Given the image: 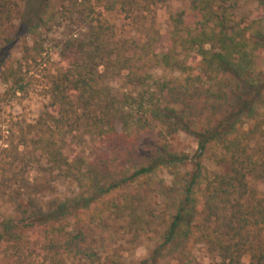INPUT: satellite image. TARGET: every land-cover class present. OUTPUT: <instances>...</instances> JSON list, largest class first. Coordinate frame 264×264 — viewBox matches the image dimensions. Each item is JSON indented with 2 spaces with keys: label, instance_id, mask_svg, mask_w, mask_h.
<instances>
[{
  "label": "trees",
  "instance_id": "trees-1",
  "mask_svg": "<svg viewBox=\"0 0 264 264\" xmlns=\"http://www.w3.org/2000/svg\"><path fill=\"white\" fill-rule=\"evenodd\" d=\"M187 1L169 17L166 50L158 36L125 49L114 39L103 12L130 13L140 0H31L18 12L23 34L42 41L55 28L68 33L51 45L43 110L6 130L0 172L21 146L40 152L49 173L72 179L76 190L38 208L12 199L17 219L0 218V245L17 260L86 261L98 255L87 233L115 221L133 240L152 242L136 264H197L196 244L215 264H264V195L249 186V178L264 179V0H245L263 13L249 21L236 18L240 0ZM30 12L34 21L24 18ZM9 15L0 0V16ZM42 44L34 49L41 57ZM0 68L4 81L21 79L9 57ZM157 68L178 75L156 76ZM180 131L196 141L192 156L172 145ZM210 152L221 171L202 163Z\"/></svg>",
  "mask_w": 264,
  "mask_h": 264
},
{
  "label": "rangeland",
  "instance_id": "rangeland-1",
  "mask_svg": "<svg viewBox=\"0 0 264 264\" xmlns=\"http://www.w3.org/2000/svg\"><path fill=\"white\" fill-rule=\"evenodd\" d=\"M140 4L130 13L119 9L104 11L103 17L113 25L114 39L123 48L130 47L131 43L144 41L148 36H158L160 42L157 46L166 50L170 46V15L179 10L188 8L187 0H140ZM31 0H8L10 7L9 16H0V58L9 57L13 68H20L21 79L9 78L4 81L0 68V148L3 147V139L6 130L11 127L12 121L23 119L26 122H34L47 103L45 84L53 74L56 59L51 54V45L63 38L68 29L55 28L48 34L44 32L43 40L40 37L23 34L17 30L16 18L20 10H26ZM28 8V7H27ZM263 13L257 8L254 1L240 0V7L236 11V18L245 17L248 21L259 17ZM35 16L30 12L24 18ZM25 18V19H26ZM23 27L19 25V29ZM13 41V43H11ZM45 56L38 55L34 49L41 50ZM156 46V48H157ZM122 47V46H121ZM35 60H33V58ZM264 65V52H262ZM156 76L173 77L177 72L163 71L160 68L153 70ZM123 79H115L112 84L119 90ZM22 85L23 89H19ZM172 145L176 149L183 150L192 156L197 151L194 137L185 132H178L172 137ZM148 143V142H147ZM146 143V144H147ZM31 151V152H30ZM220 153V151L218 152ZM218 154H215L217 156ZM213 152L204 155L201 159L205 167L210 171H221L222 166L215 160ZM6 172H0V218L14 217L17 212L12 199H21L24 202H33L38 208L53 198L70 196L75 190V184L70 178L58 177L55 173H49L46 163L40 152H32L31 149L19 147L12 152L6 161ZM249 186L256 197L264 195V179L249 178ZM3 192V194H1ZM107 229H93L87 234L86 245L97 252L90 259L76 260L74 264H88L94 259V264H102L113 258L120 264H136L149 255L152 242L149 236L140 240L133 237L123 229H114L115 221L109 223ZM257 230L254 231L255 236ZM197 264H215L216 259L207 253L204 245L196 244L193 247ZM28 254V252H25ZM244 257L243 261H247ZM30 261V263H29ZM69 261V260H68ZM67 262L66 264H68ZM0 264H53L49 259L32 255L28 262L16 259L12 249L3 243L0 245ZM55 264V263H54ZM159 264H176L173 260L161 261Z\"/></svg>",
  "mask_w": 264,
  "mask_h": 264
}]
</instances>
